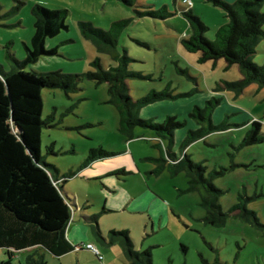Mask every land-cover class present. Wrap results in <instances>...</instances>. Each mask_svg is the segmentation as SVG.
Here are the masks:
<instances>
[{
    "label": "rangeland",
    "instance_id": "1",
    "mask_svg": "<svg viewBox=\"0 0 264 264\" xmlns=\"http://www.w3.org/2000/svg\"><path fill=\"white\" fill-rule=\"evenodd\" d=\"M189 1L140 0L145 8L150 5L154 10L166 5L169 12H175L166 19H152L137 18L133 9L116 0H0V64L9 68L5 46L17 60L25 58L22 42L29 44L34 34L33 6L66 10L68 30L46 40V49H54L55 55L42 56L26 71L81 75L78 90L73 93L65 94L59 89H43L41 93L42 119L53 118L52 126L42 129L41 152L47 164L62 174H73L64 183L67 198L75 199L79 206L88 207L90 215L98 216L104 238L109 230L128 231L133 250H150L152 264H264V140L240 147L250 122L264 121V87L252 84L239 95L225 90L224 82L241 79L237 66L225 70L224 60L214 66L212 62L198 64V54L184 49L181 40L192 30L181 10L193 9L209 27V40L226 22L220 8L204 0ZM261 12L264 13V5ZM122 20L128 22L112 25ZM80 22H89L108 33L115 47L99 51L90 39L83 37ZM121 57L129 59L127 70L137 75L126 79L132 100L165 90L180 96L148 104L140 110L142 119L161 122L167 116H175L185 120L188 129H198L189 114L218 91L216 98L220 103L214 108L212 121L218 124L226 120L229 128L192 142L184 153L192 162L206 167L205 178L212 171L225 170L222 176L212 179L215 188L222 192L218 204L227 215L223 226L204 222L208 207L203 206L201 183H190L192 179L184 171L173 173L166 166L158 174H151L158 165L153 160L160 155L166 158L153 147L157 140L143 134L147 130L136 128V138L126 141L119 132L120 115L110 102L109 85L84 76L93 70L94 60L98 59L107 70L117 65ZM252 61L264 66V39L256 46ZM96 148L112 156L82 166L90 149ZM195 184L197 188L191 190ZM244 210L255 214L259 227L242 216ZM148 218L153 226L146 229ZM82 225L101 255L99 261L94 254L83 252L82 264H130L119 238L106 245L94 237L90 228L94 223L82 220ZM75 229L80 230L77 225ZM81 234L87 237L82 231ZM31 253L16 254L11 264H28ZM7 259L0 249V262ZM44 261L60 264L48 253L44 254Z\"/></svg>",
    "mask_w": 264,
    "mask_h": 264
},
{
    "label": "trees",
    "instance_id": "2",
    "mask_svg": "<svg viewBox=\"0 0 264 264\" xmlns=\"http://www.w3.org/2000/svg\"><path fill=\"white\" fill-rule=\"evenodd\" d=\"M116 1L126 8L133 9L137 18L166 19L175 13L169 12L166 5L152 10L150 5L146 6L149 8L141 5L140 0ZM204 1L220 8L225 13L226 22L217 28L214 39L209 40L206 36L209 27L193 13V9L181 10L192 30L187 38L181 40L184 49L188 53L198 54V64L207 62L214 64L224 60L225 70L236 65L241 79L236 82H224L225 90L239 95L252 84L259 88L264 87V66L252 61L256 46L264 39V13L261 12L264 0ZM31 11L35 17L34 34L29 44L22 42L25 58L17 60L10 52V48L5 46L3 48L9 68L0 64V249L8 256V259L0 264H11L18 252L26 250H44L51 256L59 258L74 251L75 248L82 249L88 245H71L66 237L76 206L67 198L63 186L73 174H62L55 166L47 164L41 152L42 129L52 126L53 119L52 117L42 119V90L59 89L65 94L73 93L78 90L81 75L64 74L61 71L48 73L26 71L27 66L35 64L42 56L55 55L54 49H46V40L68 30L67 11L51 10L40 5L33 6ZM128 20L114 22L112 25L126 24ZM79 27L83 37L90 39L99 51L115 47V41L109 34L93 27L91 23L80 22ZM117 61V65L105 70L96 59L91 64L93 70L84 76L89 80L109 85L110 102L116 106L120 115L119 132L126 141H131L136 138L134 134L136 128L147 130L142 131L143 134L152 135L157 140L153 147L166 157L160 155L153 160L158 165L151 174H158L166 166L174 170L173 173L176 170L184 171L192 179L190 183L193 181L201 183L204 192L203 206L208 207V215L203 219L204 222L215 227L223 226L227 215L218 204L222 192L215 188L212 179L222 176L225 170L212 171L209 177L205 178L206 167L201 163L192 162L184 153L192 142L210 133L229 128L226 120L218 124L212 121V113L220 100L211 97L202 107H195L189 114L199 126L196 130L185 129L187 122L177 120L175 116H167L161 122L153 118L142 119L139 116L140 110L148 104L180 96H173L171 91L165 90L150 97L132 100L126 79L137 75L127 70L129 62L127 57H121ZM181 129H184L185 137L177 148L176 133L182 131ZM263 140V125L253 120L240 147L258 144ZM110 156L112 154L102 148L90 149L82 166L86 167L95 160ZM194 188H197V184L192 186L191 190ZM242 216L259 227L258 219L253 212L244 210ZM91 221L94 223L92 230L98 241L112 245L115 239L119 238L118 243L130 264H152L150 250L142 252L133 250V241L128 231L111 230L105 239L98 230L96 217L91 218ZM90 244L95 247L94 244ZM182 249L186 250L185 247ZM96 258L101 261L98 256ZM27 262L47 264L42 256L36 257L32 254L27 257Z\"/></svg>",
    "mask_w": 264,
    "mask_h": 264
},
{
    "label": "crops",
    "instance_id": "3",
    "mask_svg": "<svg viewBox=\"0 0 264 264\" xmlns=\"http://www.w3.org/2000/svg\"><path fill=\"white\" fill-rule=\"evenodd\" d=\"M183 2V0H182ZM198 58V57H197ZM216 63L213 64L216 65ZM218 92H212L210 97H217V94ZM173 94V93H172ZM216 95V96H215ZM232 108V111H236V108L234 110L233 107ZM253 121V120H252ZM186 129H188V127H186ZM197 128H193L192 130H196ZM147 134V133H146ZM184 131H178L176 133V143H175V147L178 148V146L180 145L182 139L185 137L184 135ZM148 137H151L152 139H154L152 137V135H150L149 133L147 134ZM177 148H175V151H177ZM92 166L94 167L95 165L92 164ZM64 187V186H63ZM67 194V193H66ZM68 195V194H67ZM71 200V199H70ZM73 205L76 206L75 210H74V213L72 215V219L68 225V228H67V231H66V237H67V240L69 241V243L71 245H84V244H94L89 238H88V233L86 228L82 225V220H84V222H88V223H93V221H91V218L93 217H96V223L98 222V219L96 215H90V211L88 210V207L86 206H79L76 202H75V199L72 201H70ZM118 208V207H117ZM75 225H77L78 229L80 230H76L75 229ZM98 226V224H97ZM148 226L152 227L153 226V222L148 218L146 220V223H145V228L148 229ZM94 227V225H92L90 228L92 229ZM98 230H99V226H98ZM81 231L83 234H86L87 237L85 238L84 236H82L81 234ZM93 231V230H92ZM100 231V230H99ZM111 231V230H109ZM108 231V232H109ZM115 231V230H114ZM101 233V231H100ZM94 235V234H93ZM102 235V234H101ZM130 235V233H129ZM95 237V235H94ZM103 237V236H102ZM104 238V237H103ZM108 238V233H107V237ZM105 238V239H106ZM132 239V238H131ZM102 243V242H101ZM26 251H32V255H35L36 257H39V256H42L43 259H44V254L47 253L45 252L44 250H39V249H34V250H26ZM24 252V251H22ZM83 252H89L91 253L90 251L86 250L85 248H82L80 249L79 251H72L70 252L69 254L65 255V256H62V257H59L58 258V261L60 264H82V261H81V254ZM20 253V252H18ZM17 253V254H18ZM29 254V255H31ZM49 254V253H48ZM93 254V253H92ZM28 255V256H29ZM27 256V257H28ZM53 257V256H52ZM67 257V258H66ZM55 259V257H54Z\"/></svg>",
    "mask_w": 264,
    "mask_h": 264
},
{
    "label": "built area",
    "instance_id": "4",
    "mask_svg": "<svg viewBox=\"0 0 264 264\" xmlns=\"http://www.w3.org/2000/svg\"><path fill=\"white\" fill-rule=\"evenodd\" d=\"M187 2H190V1L189 0H183V3H187ZM261 123H262L263 129H264V121H262ZM85 249L88 250V251H91L96 256H98L99 259H101V255L99 254V252L97 251V249L93 245L88 244V245L85 246ZM75 250L79 251L80 248H75Z\"/></svg>",
    "mask_w": 264,
    "mask_h": 264
}]
</instances>
